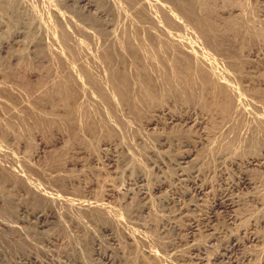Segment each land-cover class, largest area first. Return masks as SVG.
<instances>
[{
	"label": "rangeland",
	"instance_id": "rangeland-1",
	"mask_svg": "<svg viewBox=\"0 0 264 264\" xmlns=\"http://www.w3.org/2000/svg\"><path fill=\"white\" fill-rule=\"evenodd\" d=\"M90 1L0 0V264H264V0H216L214 36L172 0ZM151 2L175 11L180 25L166 27L202 58L164 62L170 79L125 59L118 86L101 52L129 35L149 43L146 24L164 14ZM67 78L77 87L66 95Z\"/></svg>",
	"mask_w": 264,
	"mask_h": 264
},
{
	"label": "bare ground",
	"instance_id": "bare-ground-1",
	"mask_svg": "<svg viewBox=\"0 0 264 264\" xmlns=\"http://www.w3.org/2000/svg\"><path fill=\"white\" fill-rule=\"evenodd\" d=\"M77 1H80V2H82V3H84L87 7H89V8H91V7H95L92 3H91V1L90 0H77ZM96 1V0H95ZM99 1H104V0H97L96 2L97 3H99V4H102V3H100ZM108 1V0H107ZM120 1V0H119ZM128 1H130V0H128ZM142 1V0H141ZM144 2L145 1H148V0H143ZM152 1V0H151ZM154 1H156V0H154ZM153 1V2H154ZM170 1V0H169ZM221 1H223V2H225V3H227V2H230V0H221ZM243 1V0H242ZM116 1H113V5H114V3H115ZM131 2H133V1H131ZM131 2H128L129 4L131 3ZM165 2V1H164ZM172 2H173V4L174 5H176V6H178V7H184L186 10L188 9V10H190V12H193V14L195 13V14H197V15H199L198 16V18H199V20H197L196 22L194 21L193 23L197 26V27H199L200 28V30L202 31V33H203V35H205V34H212L213 36H214V33L215 32H218V31H215V29H217L216 28V22H213L214 20H212V15L215 13V12H217L216 11V9H215V7L217 6V5H219V4H217V1L216 0H172ZM219 2V1H218ZM249 2V1H248ZM106 3H108V2H106ZM117 3V2H116ZM115 3V4H116ZM119 3H121V2H119ZM125 3H126V1H125ZM124 3V4H125ZM127 3V4H128ZM140 3V2H139ZM146 3V2H145ZM149 4H150V1L148 2ZM148 3H146V4H148ZM152 3V2H151ZM156 3V2H155ZM154 3V4H155ZM220 3V2H219ZM110 4V3H109ZM127 4H125L126 6H127ZM132 4V3H131ZM149 4H148V7H149ZM153 4V3H152ZM153 4V6H155ZM229 4V3H228ZM243 4V3H242ZM250 4V3H249ZM258 4V3H257ZM96 5V4H95ZM117 5H118V3H117ZM227 5V4H226ZM237 5V4H236ZM244 5H245V3H244ZM248 4L246 3V5L245 6H247ZM256 5V4H255ZM116 6V5H115ZM114 6V7H115ZM123 6V5H122ZM133 6H135L136 7V9H138L137 8V6L136 5H133ZM142 6V5H141ZM152 6V5H151ZM152 6V7H153ZM157 8H158V10H160V13L161 14H163V17H161V20L160 19H157L158 17L160 18V15L158 16V14L157 13H155V15H157L158 17L156 18V20H153V19H151L150 20V22L148 21V20H143L142 22H144V21H146V23H147V21H148V25L146 24V26H147V30H148V33H147V39H148V41H150L149 43H146V41L147 40H145V42L143 41V37L141 38V37H139V36H137V35H135L136 36V38H134L133 36H131V35H129V37L125 40H119V43H116L115 44V46H112V43H110L111 44V46L109 47V48H107V49H104L105 51H103V52H101L103 55V57L106 59V64L108 63V65H109V71H110V74L108 75L110 78H111V80H113V81H115L116 83H117V85L118 86H122V84L123 83H125V81H127V77L126 76H128L127 74H126V72H125V67H128V63L126 62V60L125 59H129V65H130V67L131 68H133V71L135 72L136 71V69H138L139 70V73L141 74V76L143 75V76H147V71L149 72V74H150V69L149 68H151L150 66H154L153 68H155V70L157 71V73H156V76L157 75H159V73L160 74H162V75H165L166 77H168L169 78V75H166L165 74V67L166 66H168L169 65V62L172 60V62L173 63H177L176 61H177V59L178 58H181V56H182V54L181 53H184V56H186L188 59H189V61H192V60H194V59H197L198 58V56H200L199 54H198V56L195 54V52L192 50L193 48V46H195V48H197L196 47V45H193L191 48L192 49H189L190 48V45H188L189 44V42H183L182 40H180V38H181V32L180 33H177V34H180L179 36L177 35V37H179V39H177V38H175L176 36H173L172 35V33L170 32V30L171 29H169V28H167L166 26H171V25H177V23H178V25H180L179 24V21H177L176 19H175V17L177 18V16H175L174 17V12L173 11H171V9H169V7H167L164 3H162V2H159L157 5ZM170 6V5H169ZM173 6V5H172ZM230 6V5H229ZM243 6V5H242ZM245 6H243V7H245ZM85 7V6H84ZM120 7H121V5H120ZM127 7H129V5L127 6ZM132 7V6H131ZM233 7V6H232ZM231 7V8H232ZM249 7H250V5H249ZM88 8V9H89ZM118 8H119V6H118ZM126 8V7H125ZM124 8V6H123V9H125ZM140 8H142V7H140ZM150 8V7H149ZM154 8V7H153ZM240 8V7H239ZM246 8V7H245ZM117 9V8H116ZM120 9H122V8H119V10ZM128 11H129V8H126ZM125 9V10H126ZM150 9H152V8H150ZM156 9V8H155ZM184 9V10H185ZM218 9H220L219 7H218ZM217 9V10H218ZM242 9V8H241ZM124 10V11H125ZM181 10V9H180ZM185 10V11H186ZM224 10V9H223ZM250 10V9H249ZM88 11V10H87ZM93 11V10H92ZM95 11H96V9H95ZM155 10H153V12H154ZM182 11V10H181ZM215 11V12H214ZM230 11V10H229ZM116 12H118V10H116ZM150 12H152V11H150ZM156 12V11H155ZM219 12V11H218ZM241 12V11H240ZM98 13H100V12H98ZM119 13V12H118ZM121 13H122V11H121ZM129 13V12H128ZM134 13V12H133ZM159 13V14H160ZM222 13V12H221ZM237 13V12H236ZM96 14V13H95ZM125 14V13H124ZM130 14H131V12H130ZM181 14V13H180ZM189 14V13H188ZM192 13H190L188 16H190ZM220 14V13H219ZM239 14V13H238ZM238 14H234V15H232V14H229L227 17H225L224 18V20L226 21V23H227V25L229 26V27H233L234 28V26H235V28H236V25H238L239 23H241V16H239ZM245 14V13H244ZM101 15H102V13H101ZM126 15V14H125ZM133 15V14H132ZM149 15H151V14H149ZM187 15V14H186ZM215 15V14H214ZM250 15V14H249ZM100 16V15H99ZM134 16H136V15H134ZM230 16H232V17H230ZM246 16V15H245ZM98 17V16H97ZM105 17V16H104ZM123 17H124V15H123ZM125 17H128V15L127 16H125ZM138 17V16H137ZM148 17V16H147ZM153 17V16H152ZM195 17V16H194ZM215 17V16H214ZM217 17V16H216ZM100 18V17H99ZM99 18H97V19H99ZM129 18V17H128ZM131 18V17H130ZM134 18V17H133ZM133 18H132V20H133ZM151 18V17H150ZM192 18H193V16H192ZM196 18V17H195ZM217 18H220V16H218ZM94 18L92 17V20H93ZM126 19V18H125ZM136 19V18H135ZM138 19H139V17H138ZM154 19H155V17H154ZM216 19V18H215ZM78 20V19H77ZM87 20H89V19H87ZM91 20V21H92ZM95 20V19H94ZM99 20H101V19H99ZM124 20V19H123ZM141 20V19H140ZM139 20V21H140ZM221 19H219V21H220ZM253 20V19H252ZM95 21H97V20H95ZM95 21H94V23L93 24H96L95 23ZM111 21V20H110ZM110 21H107V22H110ZM117 21V20H116ZM177 21V22H176ZM221 21H223V20H221ZM251 21V20H250ZM86 23H87V21H85ZM90 22V21H89ZM105 22V21H104ZM132 22V21H131ZM141 22V21H140ZM183 22H184V20H183ZM244 22V21H243ZM252 22V21H251ZM84 23V22H83ZM82 23V24H83ZM86 23H84V24H86ZM101 23V22H100ZM119 23V22H118ZM124 23H125V21H124ZM123 23V24H124ZM127 23V22H126ZM128 23H129V21H128ZM137 23V22H136ZM139 23V22H138ZM180 23H181V21H180ZM219 24H220V22H218ZM78 24V23H77ZM81 24V25H82ZM98 24V23H97ZM116 24H117V22H116ZM144 24V23H143ZM143 24H141V26L143 25ZM91 25V24H90ZM115 25V24H114ZM113 25V26H114ZM133 25H135V22H133ZM160 25V26H159ZM164 25V26H163ZM186 25V24H185ZM248 25V24H247ZM78 26H80V24L78 25ZM83 27H84V25H82ZM94 26V25H93ZM92 26V27H93ZM112 26V25H111ZM132 26V25H131ZM140 26V25H139ZM189 26V25H188ZM191 26L192 25H190V28H191ZM76 27V26H75ZM82 27V28H83ZM88 27V26H87ZM89 27H91V26H89ZM102 27V26H101ZM101 27L99 28L100 30H102L101 29ZM117 27V26H116ZM120 27V26H119ZM129 27V26H128ZM127 27V28H128ZM132 27H134V26H132ZM132 27H129V28H132ZM172 27V26H171ZM182 28H183V26H181ZM86 28V27H85ZM94 28V27H93ZM104 28V27H103ZM105 28H106V26H105ZM113 28V27H112ZM122 28V27H121ZM123 28H124V26H123ZM135 28V27H134ZM173 28V27H172ZM189 28V29H190ZM108 29V28H107ZM142 29V28H141ZM169 29V30H168ZM193 29V28H192ZM196 29V28H195ZM219 29V28H218ZM231 29V28H230ZM237 29V28H236ZM88 30V29H87ZM104 30V29H103ZM124 30V29H123ZM131 30V29H130ZM129 30V31H130ZM173 31H174V29H172ZM177 30H178V28H177ZM182 31V29H179V31ZM225 30H227V29H225ZM232 30H234V29H232ZM85 31H86V29H85ZM117 31V30H116ZM122 31V30H121ZM133 31H135L134 29H133ZM136 31H138V30H136ZM194 31V30H193ZM227 31H229V30H227ZM231 31V30H230ZM229 31V32H230ZM94 32V31H93ZM97 32V31H96ZM109 32V31H108ZM112 32H114V30L112 31ZM111 32V33H112ZM123 32V31H122ZM131 32V31H130ZM176 32V31H175ZM200 32V31H199ZM234 32V31H233ZM235 32H236V30H235ZM110 33V32H109ZM127 33V32H126ZM125 33V34H126ZM137 33V32H136ZM141 33H145V32H143V31H141L140 32V34ZM186 33V32H185ZM231 33V32H230ZM91 34H93V33H91ZM107 34V33H106ZM114 34V33H113ZM119 35L120 34H123V33H118ZM131 34V33H130ZM173 34H175V33H173ZM216 34V33H215ZM20 34H18L17 36H19ZM89 35V34H88ZM142 35V34H141ZM140 35V36H141ZM146 35V34H145ZM217 35V34H216ZM219 35H221V33L219 34ZM97 36V35H96ZM112 36V35H111ZM118 36V35H117ZM131 36V37H130ZM143 36V35H142ZM228 36H230V35H228ZM64 37V36H63ZM63 37H60V38H62L63 39ZM93 37V36H92ZM91 37V38H92ZM98 37V36H97ZM108 37H109V35H108ZM114 37V35L112 36V38ZM223 37H224V35H223ZM231 37H233V36H231ZM230 37V38H231ZM66 38V37H65ZM69 38V37H68ZM70 38H72V36L70 37ZM84 38V37H83ZM100 38V37H99ZM122 38V37H121ZM124 38V37H123ZM145 38V37H144ZM187 38V37H186ZM222 38V37H221ZM17 39V38H16ZM108 39V38H107ZM188 40L190 39V38H187ZM191 39H192V37H191ZM197 39H198V37H197ZM207 39V38H206ZM214 39V38H213ZM220 39V38H219ZM233 39V38H232ZM73 40H74V38H73ZM77 40V39H76ZM78 40H80V38L78 39ZM89 40H90V38L89 39H87L86 41H85V39H84V43L85 42H89ZM95 40V39H94ZM100 40V39H99ZM113 40V39H112ZM117 40V41H118ZM192 40H195V39H192ZM202 40V39H201ZM221 40V39H220ZM219 40V41H220ZM17 41V40H16ZM61 41V40H60ZM59 41V42H60ZM65 41V40H64ZM66 41H68V39L66 40ZM65 41V42H66ZM82 41V40H81ZM117 41H115V42H117ZM184 41H186L185 40V37H184ZM190 41V40H189ZM196 41V40H195ZM199 41V40H198ZM214 41V40H213ZM15 42V41H14ZM83 42V41H82ZM81 42V43H82ZM113 42V41H112ZM191 42H193V41H190V44H193V43H191ZM197 42V41H196ZM211 42V41H210ZM223 42V41H222ZM221 42V43H222ZM62 44H64L63 42H61ZM69 43V42H68ZM71 43V42H70ZM77 43V42H76ZM90 43V42H89ZM109 43V42H108ZM199 43V42H198ZM201 43V42H200ZM212 43V42H211ZM102 44V43H101ZM212 44H214V43H212ZM219 44V43H218ZM64 45H66V47H67V44H64ZM71 45H73L72 43H71ZM77 45V44H76ZM81 45V44H80ZM79 45V46H80ZM87 45V44H86ZM93 45V44H92ZM202 45H204V44H202ZM210 45V44H209ZM215 45H216V43H215ZM69 46V45H68ZM74 46V45H73ZM79 46H77V47H79ZM81 46H83V45H81ZM81 46H80V49H81ZM87 46H89V44L87 45ZM98 46V45H97ZM162 46H166V47H162ZM61 47H63L64 48V46H61ZM65 47V48H66ZM71 47V46H70ZM92 47V46H91ZM94 47H96V46H94ZM108 47V46H107ZM200 47V46H199ZM219 47H221V46H219ZM218 47V48H219ZM68 48V47H67ZM83 48H86V47H83ZM89 48V47H88ZM98 48L100 49V47L98 46ZM97 48V49H98ZM106 48V47H105ZM209 48V47H208ZM216 48H217V46H216ZM62 49V48H61ZM71 49V48H70ZM74 49V48H73ZM72 49V50H73ZM102 49V48H101ZM200 49V48H199ZM67 50V49H66ZM83 50V49H82ZM86 50H90V49H86ZM94 50V49H93ZM195 50V49H194ZM201 50V49H200ZM204 50V49H203ZM207 50V49H206ZM211 50V49H210ZM224 50V49H223ZM62 51H64V50H62ZM76 51H77V49H76ZM102 51V50H101ZM196 51H199L198 49H196ZM202 51V50H201ZM208 51V50H207ZM65 52H67V51H65ZM71 52V51H70ZM75 52V51H74ZM90 52V51H89ZM94 52V51H93ZM210 52V51H209ZM217 52H218V50H217ZM220 52V51H219ZM61 53V52H60ZM67 53H69V51L67 52ZM77 53V52H76ZM75 53V54H76ZM81 53L83 54L84 52H82L81 51ZM95 53V52H94ZM136 53H139L138 55H137V57H139L141 60H140V63L138 62V63H135V62H133V64H131L130 62H132V56H136ZM196 53H200V52H196ZM202 53V52H201ZM63 54H64V52H63ZM77 54H79V53H77ZM76 54V55H77ZM81 54V55H82ZM89 54V53H88ZM208 54V53H207ZM71 55V54H70ZM84 56H85V54H83ZM83 55H82V57H83ZM94 55V54H93ZM64 56V55H63ZM62 56V57H63ZM66 56V55H65ZM65 56H64V58H65ZM75 56V55H74ZM97 56V55H96ZM60 58H62L61 56H59ZM86 57V56H85ZM92 57V56H91ZM94 57V56H93ZM183 57V56H182ZM186 57H184V58H186ZM77 58V57H76ZM202 57L200 56V59H201ZM66 59V58H65ZM71 59V58H70ZM80 60H81V58H79ZM200 59H197V60H194L195 62L197 61V63H198V60H200ZM95 60V59H94ZM98 60V59H97ZM170 60V61H169ZM180 60V59H179ZM182 60V59H181ZM65 61H67V60H65ZM82 61V60H81ZM83 61H85V59H83ZM88 61V60H87ZM92 61V60H91ZM99 61V60H98ZM101 61H103V60H101ZM136 61V60H135ZM187 61L188 60H186V63H184L182 66H184V70H182L181 68V71L180 72H185V73H190L191 72V65H190V62L188 63V65H187ZM206 61L207 60H205L204 62H205V65H207V63H206ZM74 62H75V60H74ZM89 62V61H88ZM87 62V63H88ZM164 62L165 63H167L168 65H166L165 66V64H164ZM199 62H201V61H199ZM77 63H79V62H77ZM87 63H85V64H87ZM100 63V62H99ZM173 63H172V65H173ZM182 63V62H181ZM69 64V63H68ZM82 64H83V62H82ZM81 64V65H82ZM84 64V65H85ZM89 64V63H88ZM98 64V63H97ZM106 64H104V65H106ZM162 64V65H161ZM178 64V63H177ZM176 65V64H175ZM179 65H180V63H179ZM195 65H197V64H194L193 66L195 67ZM200 65H201V63H200ZM205 65H202L203 67L205 66ZM209 65V64H208ZM69 66V65H68ZM73 66V65H72ZM78 66V65H77ZM103 66V65H102ZM181 66V67H182ZM210 66V65H209ZM70 68H71V66H69ZM86 67V66H85ZM98 67V66H97ZM136 67H138V68H136ZM65 68H66V65H65ZM73 68V67H72ZM83 68V67H82ZM95 68V67H94ZM100 68H101V66H100ZM107 68V67H106ZM124 68V69H123ZM153 68H151V69H153ZM183 68V67H182ZM206 69H208L207 67H205ZM104 70H105V68H103ZM147 69H149V70H147ZM174 69L175 70H177L176 69V67H174ZM68 70V69H67ZM72 70H74V69H72ZM85 70V69H84ZM89 70V69H88ZM92 70V69H91ZM96 70V69H95ZM123 70V71H122ZM154 70V71H155ZM69 71V70H68ZM67 71V72H68ZM78 71V70H77ZM94 71V70H93ZM108 71V70H107ZM126 71H128V70H126ZM153 70H152V72H154ZM170 71V70H169ZM172 71H173V69H172ZM70 72V71H69ZM72 72H74V71H72ZM84 72V71H83ZM79 73H82V71H80ZM98 73V72H97ZM136 73H137V71H136ZM136 73H134V74H136ZM170 73V72H169ZM68 74V73H67ZM66 74V75H67ZM71 74V73H70ZM73 74V73H72ZM92 74H94V73H92ZM92 74H90L89 73V75H91L92 76ZM152 74H154V73H152ZM172 74V73H171ZM176 74V73H175ZM178 74V73H177ZM77 76H78V74H76ZM96 75V74H95ZM138 75V74H137ZM161 75V76H162ZM179 75V74H178ZM177 75V76H178ZM75 77V81H76V83L79 85L80 84V80H79V77ZM99 76H101L100 74H99ZM106 76V75H105ZM131 76H134V75H131ZM149 76V75H148ZM154 76H155V74H154ZM165 76H162L161 77V79H162V81H164V79H167ZM195 76V75H194ZM68 77V76H67ZM73 77V76H72ZM150 77V76H149ZM158 77V76H157ZM172 78H173V74H172V76H171ZM181 78H183V76L181 75L180 76ZM190 77V76H189ZM70 78V77H69ZM91 78V81H94V86H96V88L97 89H99L100 91H102V89H101V82H103V81H101L102 79H100V82L98 81V80H95V77H90ZM96 78H97V75H96ZM99 78V77H98ZM154 78H156V77H154ZM172 78H171V80H172ZM185 78V77H184ZM104 79V78H103ZM149 79V78H148ZM148 79H146L147 81H148ZM160 79V80H161ZM170 79V78H169ZM176 79V78H175ZM72 80H74L73 78H72ZM86 80V79H85ZM129 80V79H128ZM131 80L133 81V79L131 78ZM138 80H140V79H138ZM150 80H151V77H150ZM154 80H157V78L156 79H154ZM173 80H174V78H173ZM184 80V79H183ZM190 80H192V78L190 79ZM65 81V86H58V88H60V89H63L64 91H63V94H68V92H72L71 90H72V88L74 89V87H77V86H74V87H72L71 88V86H72V84L70 83V80L67 78L66 80H64ZM74 81V82H75ZM144 81V80H143ZM152 81V80H151ZM167 81V80H166ZM170 81V80H169ZM88 82V81H87ZM135 82V81H134ZM141 82H142V79H141ZM154 83H155V81H153ZM152 82V83H153ZM168 82V81H167ZM166 82V83H167ZM172 82V84H171V86H175V85H173V84H175L173 81H171ZM178 82V81H177ZM86 83V82H85ZM93 83V82H92ZM104 83V82H103ZM102 83V84H103ZM138 83V82H137ZM140 83V82H139ZM146 83H148V82H143V86H145L146 85ZM158 83V82H157ZM83 84V83H82ZM110 84V83H109ZM121 84V85H120ZM135 84V83H134ZM160 84V83H159ZM165 84V83H164ZM170 83L168 82V85H169ZM178 84V83H177ZM136 85H138V84H136ZM141 85V83H140V86H142ZM154 85V84H153ZM167 85V84H166ZM117 86V87H118ZM160 86V85H159ZM162 86V85H161ZM177 86V85H176ZM90 87V86H89ZM103 87H104V85H103ZM107 87V86H106ZM110 87H112V86H110ZM115 87V86H114ZM137 87V86H136ZM146 87H147V85H146ZM214 87V86H213ZM216 87H218V86H216ZM94 88V87H93ZM108 88V87H107ZM116 88V87H115ZM134 88V87H133ZM141 88V87H140ZM139 87H138V90L140 91V90H142V88L140 89ZM148 88V87H147ZM153 88H154V91L156 90L155 89V87L153 86ZM157 88V87H156ZM162 88V87H161ZM188 88V87H187ZM208 88H209V86H208ZM211 88V87H210ZM220 88V87H219ZM222 88V87H221ZM255 88H257V86L255 87ZM254 88V89H255ZM20 89V88H19ZM76 89V88H75ZM109 89V88H108ZM111 89V88H110ZM114 89V88H113ZM122 89H123V87L120 89L119 88V90H118V93L120 94V96H122V98H124L125 97V92H124V90L122 91ZM130 89H132V87H131V85H130ZM143 89H144V87H143ZM149 89V88H148ZM197 89V88H196ZM38 90V89H37ZM40 90V89H39ZM77 90H78V88H77ZM83 90V89H82ZM89 90L91 91V89L89 88ZM115 90V89H114ZM153 90V89H152ZM162 90H163V88H162ZM161 90V91H162ZM165 91H166V89H164ZM75 91V90H74ZM86 91V90H85ZM85 91H81V93H85ZM136 91V90H135ZM145 91V93H144V95H142V97L144 96V98H146V100H148V101H150V100H153L154 98H156L155 97V93L153 94V93H151L150 91H146V89L144 90ZM160 91V90H159ZM173 91H176L177 93H179L180 91H182V89L181 90H177V88H174V90ZM251 91V90H250ZM102 93V92H101ZM137 93V92H136ZM157 93V92H156ZM161 93H163V92H161ZM165 93V92H164ZM255 93H257V92H255ZM24 94V93H23ZM80 94V93H79ZM103 94V93H102ZM105 94H108V93H105ZM104 94V95H105ZM110 94V93H109ZM108 94V95H109ZM115 94V93H114ZM113 94V95H114ZM128 94H130V93H128ZM183 94V93H182ZM247 94V93H246ZM264 94V93H263ZM91 95H92V92H91ZM103 95V96H104ZM117 95V94H116ZM243 95V94H242ZM248 95V94H247ZM26 96V95H25ZM24 96V97H25ZM82 96H83V94H82ZM89 96H90V94H89ZM139 96V95H138ZM159 96H161V94L159 95ZM159 96H158V98H159ZM20 97V96H19ZM75 97V96H74ZM84 97V96H83ZM107 97V96H106ZM110 97H112V96H110ZM109 97V98H110ZM116 97V96H115ZM226 97V96H225ZM247 97V96H246ZM249 97V96H248ZM253 97V96H252ZM84 98H87L86 96L84 97ZM83 98V99H84ZM108 98V97H107ZM117 98H118V96H117ZM228 98V97H227ZM238 98V97H237ZM256 98V97H255ZM259 98V97H258ZM77 99V98H76ZM89 100H92V97H91V99L90 98H88ZM114 99V98H113ZM116 99V98H115ZM131 99V98H130ZM225 99V98H224ZM263 99V98H262ZM14 100V99H13ZM21 100V99H20ZM70 100H71V97H70ZM82 100V99H81ZM105 100V99H104ZM121 100H123V99H121ZM126 100V99H125ZM135 100H136V98H135ZM142 100V99H141ZM255 100V99H254ZM253 100V101H254ZM259 100V99H258ZM258 100H257V102H258ZM80 101V100H79ZM111 101V100H110ZM143 101V100H142ZM127 102V101H126ZM144 102V101H143ZM154 102V101H153ZM110 103V102H109ZM114 103V102H113ZM139 103V102H138ZM144 103H147L146 101L144 102ZM250 103V102H249ZM259 103V102H258ZM257 103V104H258ZM90 104V103H89ZM89 104H87V105H89ZM74 105V104H73ZM228 105V104H227ZM77 106V105H76ZM79 106V105H78ZM77 106V107H78ZM93 106H94V103H93ZM99 106V105H98ZM101 106H102V104H101ZM110 106V105H109ZM114 106H115V104H114ZM8 107V106H7ZM14 107V106H13ZM128 107V106H127ZM225 107H226V105H225ZM263 107V106H262ZM12 108V107H11ZM19 108V107H18ZM72 108V109H71ZM81 108V107H80ZM92 107H90V109H91ZM227 108V107H226ZM255 108V107H254ZM264 108V107H263ZM63 109V108H62ZM61 109V111H63V110H67L66 112H68V111H70V113L74 110L75 111V109H78V108H75V106H71V105H69V103H68V105H67V107L65 108V109H63L62 110ZM99 109V108H98ZM117 109V108H116ZM14 110V109H13ZM80 112H81V109H78ZM97 110V109H96ZM262 110V109H261ZM18 111V110H17ZM24 111V110H23ZM90 111V110H89ZM11 112V111H10ZM20 112V111H19ZM76 112V111H75ZM64 113V112H63ZM84 113V112H83ZM96 113V112H95ZM247 113V112H246ZM258 113H259V111H258ZM7 114V113H6ZM87 114V112L85 113V115ZM105 114V113H104ZM264 114V113H263ZM16 115V114H15ZM233 115V114H232ZM260 115V114H259ZM8 116V115H7ZM101 116V115H100ZM262 116V115H261ZM11 117V116H10ZM67 117V116H66ZM93 117H94V115H93ZM264 116H262V118H260V121L264 124V118H263ZM95 118V117H94ZM100 118V117H99ZM98 118V119H99ZM79 119V118H78ZM82 119H83V117H82ZM96 119V118H95ZM106 119V118H105ZM97 120V119H96ZM95 120V121H96ZM107 120V119H106ZM237 120V119H236ZM65 121V120H64ZM69 121H70V119H69ZM248 121V120H247ZM79 122H80V120H79ZM85 122V121H84ZM78 123V122H77ZM85 123H87V122H85ZM95 122L93 121V126L95 125L94 124ZM96 123L97 124H102L101 123V120H100V122H98V121H96ZM78 124H80V123H78ZM106 124V123H105ZM256 124H260V123H255V125ZM81 125H83V124H81ZM88 125V124H87ZM231 125V124H230ZM235 125V124H234ZM243 125V124H242ZM83 127V126H82ZM88 127V126H87ZM90 127V126H89ZM239 127V126H238ZM78 128H80V126H78ZM226 128V127H225ZM254 128H256V127H253V129ZM91 129V128H90ZM96 129V128H95ZM77 130V129H76ZM79 131V130H78ZM254 131V130H253ZM260 131V130H259ZM83 132V131H82ZM255 132V131H254ZM71 133V132H70ZM256 133V132H255ZM260 133H261V131H260ZM259 133V134H260ZM238 134V133H237ZM239 135V134H238ZM257 135H258V133H257ZM67 136V135H66ZM262 136V135H261ZM222 137H224V136H222ZM240 137V136H239ZM244 138H246V137H243V139ZM226 139H228V138H226ZM232 139V138H231ZM231 139H229V140H231ZM248 139V138H247ZM251 139V138H250ZM256 139V138H255ZM257 139H259V138H257ZM261 139V138H260ZM228 140V141H229ZM253 140V139H252ZM222 141H223V139H222ZM250 141V140H249ZM258 141V140H257ZM223 144V143H222ZM252 144V143H251ZM241 146V144H238V146ZM243 145V144H242ZM236 146V145H235ZM252 146V145H251ZM254 146V145H253ZM243 147V146H242ZM237 148V147H236ZM240 148V147H239ZM233 149V148H232ZM234 150V149H233ZM186 155H189V154H186ZM183 157V156H182ZM184 158V157H183ZM50 164V163H49ZM53 168V167H52ZM244 181H246V180H244ZM244 181H243V183H244ZM248 181V180H247ZM249 182V181H248ZM248 182H245V183H248ZM95 206V205H94ZM94 206H91V205H89L88 207L89 208H93ZM257 239V238H256ZM255 241V240H254Z\"/></svg>",
	"mask_w": 264,
	"mask_h": 264
}]
</instances>
